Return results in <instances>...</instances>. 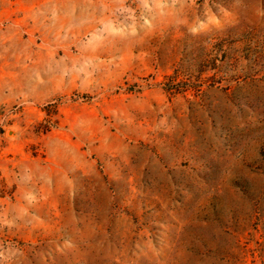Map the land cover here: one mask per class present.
Here are the masks:
<instances>
[{
  "label": "rangeland",
  "instance_id": "1",
  "mask_svg": "<svg viewBox=\"0 0 264 264\" xmlns=\"http://www.w3.org/2000/svg\"><path fill=\"white\" fill-rule=\"evenodd\" d=\"M0 264H264V0H0Z\"/></svg>",
  "mask_w": 264,
  "mask_h": 264
},
{
  "label": "trees",
  "instance_id": "2",
  "mask_svg": "<svg viewBox=\"0 0 264 264\" xmlns=\"http://www.w3.org/2000/svg\"><path fill=\"white\" fill-rule=\"evenodd\" d=\"M169 79H170L169 81L172 82V84H173L171 86L172 87L176 86L175 88H177V89H178V86H180V83H182V80L179 78V75L177 73L170 75Z\"/></svg>",
  "mask_w": 264,
  "mask_h": 264
}]
</instances>
